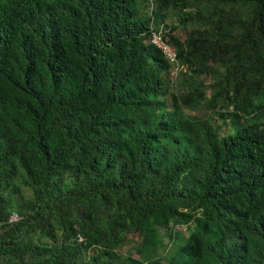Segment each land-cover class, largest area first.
<instances>
[{
	"label": "trees",
	"instance_id": "obj_1",
	"mask_svg": "<svg viewBox=\"0 0 264 264\" xmlns=\"http://www.w3.org/2000/svg\"><path fill=\"white\" fill-rule=\"evenodd\" d=\"M153 2L0 0V264H264V0Z\"/></svg>",
	"mask_w": 264,
	"mask_h": 264
},
{
	"label": "built area",
	"instance_id": "obj_2",
	"mask_svg": "<svg viewBox=\"0 0 264 264\" xmlns=\"http://www.w3.org/2000/svg\"><path fill=\"white\" fill-rule=\"evenodd\" d=\"M154 7V3L151 0H147V9L151 10ZM148 42L157 47L163 57L168 61V63L171 65L168 71V77L172 80L177 74L178 71V64H177V54L176 50L173 46H171L167 42V38L164 36L161 30H155L153 27L149 29L148 37H147ZM18 218V215L13 213L10 217L9 220H16Z\"/></svg>",
	"mask_w": 264,
	"mask_h": 264
},
{
	"label": "rangeland",
	"instance_id": "obj_3",
	"mask_svg": "<svg viewBox=\"0 0 264 264\" xmlns=\"http://www.w3.org/2000/svg\"><path fill=\"white\" fill-rule=\"evenodd\" d=\"M152 2H153V0H151ZM137 2H138V0H137ZM154 3V2H153ZM145 11H147V3L145 4ZM141 8H142V6H141ZM24 191V196L25 197H28V196H30V192L28 191V190H26V188H24L23 189ZM173 229L174 230H176V231H181V232H184L185 233V231H186V228H185V226L184 225H175L174 227H173ZM165 235V234H164ZM163 241H164V244H166V246H168L169 245V241L167 240V236L165 235V237L163 238ZM161 249H162V252L164 253L166 250H167V248H160V251H161ZM131 247L129 246V245H127V244H125V245H123L122 247H121V251H119L121 254H123V255H127L128 253H131ZM134 256H136V255H134Z\"/></svg>",
	"mask_w": 264,
	"mask_h": 264
},
{
	"label": "clouds",
	"instance_id": "obj_4",
	"mask_svg": "<svg viewBox=\"0 0 264 264\" xmlns=\"http://www.w3.org/2000/svg\"><path fill=\"white\" fill-rule=\"evenodd\" d=\"M148 10V9H147ZM151 28V27H150ZM149 33V32H148ZM148 37V36H147ZM148 41V40H147ZM149 43V42H148ZM157 48V47H156ZM160 51V50H159Z\"/></svg>",
	"mask_w": 264,
	"mask_h": 264
}]
</instances>
